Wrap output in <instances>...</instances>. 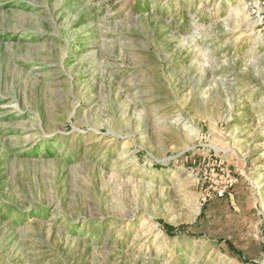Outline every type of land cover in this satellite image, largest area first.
I'll return each instance as SVG.
<instances>
[{"label":"rangeland","instance_id":"obj_1","mask_svg":"<svg viewBox=\"0 0 264 264\" xmlns=\"http://www.w3.org/2000/svg\"><path fill=\"white\" fill-rule=\"evenodd\" d=\"M0 264H264V0H0Z\"/></svg>","mask_w":264,"mask_h":264},{"label":"built area","instance_id":"obj_2","mask_svg":"<svg viewBox=\"0 0 264 264\" xmlns=\"http://www.w3.org/2000/svg\"><path fill=\"white\" fill-rule=\"evenodd\" d=\"M219 195H222V192L221 191L219 192Z\"/></svg>","mask_w":264,"mask_h":264}]
</instances>
